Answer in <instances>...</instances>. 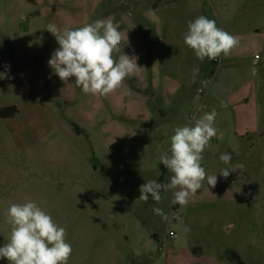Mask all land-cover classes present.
Instances as JSON below:
<instances>
[{"label":"rangeland","instance_id":"374dc122","mask_svg":"<svg viewBox=\"0 0 264 264\" xmlns=\"http://www.w3.org/2000/svg\"><path fill=\"white\" fill-rule=\"evenodd\" d=\"M200 15L239 38L230 55L201 61L185 45ZM105 18L128 39L114 57L141 68L94 96L49 66L59 45L46 27ZM0 73V108H17L0 114V246L7 208L31 201L66 229L68 264H264V0H0ZM213 109L201 164L216 186L205 180L186 207L173 191L139 200L171 175L159 158L174 129Z\"/></svg>","mask_w":264,"mask_h":264},{"label":"clouds","instance_id":"9594fccd","mask_svg":"<svg viewBox=\"0 0 264 264\" xmlns=\"http://www.w3.org/2000/svg\"><path fill=\"white\" fill-rule=\"evenodd\" d=\"M46 29L59 45L48 61L49 66L65 84L74 78L76 86L85 94L108 96L141 68L137 64L138 56L122 52L118 59L114 57V53L121 52V42L126 40V44L128 39L111 18L98 19L76 29L66 27L61 30L49 23ZM183 39L201 61L205 58L216 60L221 55L226 57L240 43L238 37L204 15L188 22ZM193 72L197 74L198 69ZM0 78H5V74L0 73ZM217 116L213 109L199 118L193 117L190 124L174 129L170 137V155L164 153L159 158L171 175L165 182L149 180L140 185L139 200L147 202L151 197L159 203L162 191H173L171 203L186 207L205 180L208 187L216 186L217 174L209 175L201 162L210 140L217 135ZM231 158L229 152L221 153L219 157L225 165L230 164ZM229 170L221 169L219 174L227 178ZM153 212L170 222L162 209L153 208ZM5 222L10 226V235L0 246V259H6L8 264H68L72 246L66 240V229L37 203H12L6 210ZM184 231L188 232L190 228L185 227Z\"/></svg>","mask_w":264,"mask_h":264},{"label":"trees","instance_id":"16d2710c","mask_svg":"<svg viewBox=\"0 0 264 264\" xmlns=\"http://www.w3.org/2000/svg\"><path fill=\"white\" fill-rule=\"evenodd\" d=\"M17 112L15 105L0 108L1 115H14Z\"/></svg>","mask_w":264,"mask_h":264},{"label":"built area","instance_id":"2783aa9c","mask_svg":"<svg viewBox=\"0 0 264 264\" xmlns=\"http://www.w3.org/2000/svg\"><path fill=\"white\" fill-rule=\"evenodd\" d=\"M257 59H258V55H255V60H257ZM215 61H217V59Z\"/></svg>","mask_w":264,"mask_h":264}]
</instances>
